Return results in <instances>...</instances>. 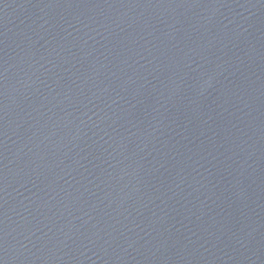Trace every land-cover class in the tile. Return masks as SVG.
<instances>
[{"label":"water","instance_id":"obj_1","mask_svg":"<svg viewBox=\"0 0 264 264\" xmlns=\"http://www.w3.org/2000/svg\"><path fill=\"white\" fill-rule=\"evenodd\" d=\"M0 264H264V0H0Z\"/></svg>","mask_w":264,"mask_h":264}]
</instances>
